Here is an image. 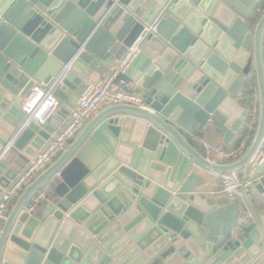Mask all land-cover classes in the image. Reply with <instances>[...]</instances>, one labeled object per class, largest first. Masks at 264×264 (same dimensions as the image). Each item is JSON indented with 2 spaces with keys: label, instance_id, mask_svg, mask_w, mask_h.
Here are the masks:
<instances>
[{
  "label": "water",
  "instance_id": "water-1",
  "mask_svg": "<svg viewBox=\"0 0 264 264\" xmlns=\"http://www.w3.org/2000/svg\"><path fill=\"white\" fill-rule=\"evenodd\" d=\"M218 3L0 0V128L11 136L0 142V203L29 162L18 152L34 158L55 132L52 124L23 128L21 107L31 89L62 79L58 97L67 102L83 81L106 75L159 19L135 79L143 104L101 110L24 189L0 229V264H264V207L258 212L248 202L252 218L239 226L242 204L212 206L195 195L196 175L180 190L169 176L121 166L117 156L94 170L77 157L93 131L115 117L121 145L130 135L145 157L163 161L173 144L206 171L244 172L247 179L264 143V13L253 28L223 4L214 13ZM254 85L259 114L249 145L229 163L211 161L187 133L197 127L201 139L208 131L230 143L247 117L235 99ZM46 187L51 197L30 214ZM255 188L264 197V178Z\"/></svg>",
  "mask_w": 264,
  "mask_h": 264
},
{
  "label": "built area",
  "instance_id": "built-area-1",
  "mask_svg": "<svg viewBox=\"0 0 264 264\" xmlns=\"http://www.w3.org/2000/svg\"><path fill=\"white\" fill-rule=\"evenodd\" d=\"M158 22L159 19H156L152 24L144 27L141 34L133 45L128 48L123 57L109 68L106 77L95 83H88L82 89L75 105L71 108L66 117L63 118L58 116V112L62 106V101L58 97V92L63 81L62 79H53L49 83H37L31 89L25 97L21 107L25 115L23 128L25 129L32 122L40 126L52 124L55 127V132L50 136V139L46 142L42 150L39 151L34 158L29 160L16 180L5 190L3 196L4 202L0 203V229L3 227L8 217L10 206L20 196L24 189L33 182L35 177L46 170L65 151L89 120L96 116L101 110L111 106L143 104L142 98L133 91V84L128 80V74L139 56L143 53L144 43L151 36L157 34ZM41 92L43 96L40 98L39 102L32 107L30 102ZM49 96L55 99V105L45 112L42 119H37L35 113ZM247 103V116H249L250 119L247 123L248 135L246 139L241 145L231 149L206 146V157L211 161L221 164L229 163L245 152L253 137L258 122L259 98L256 85L251 89ZM29 108H31L30 111ZM262 165H264V143L251 167L255 168ZM217 177L222 192L232 204L240 203L243 191L245 193L247 189L258 182V179L243 182L236 174H217ZM51 195V191L41 190L28 207V212L30 214L34 213L51 197ZM251 218V212L242 204L238 225H247Z\"/></svg>",
  "mask_w": 264,
  "mask_h": 264
},
{
  "label": "crops",
  "instance_id": "crops-1",
  "mask_svg": "<svg viewBox=\"0 0 264 264\" xmlns=\"http://www.w3.org/2000/svg\"><path fill=\"white\" fill-rule=\"evenodd\" d=\"M210 2V0H209ZM223 4L227 9V13L236 17L241 18L248 22L253 28L255 27L257 21L255 20L259 11L264 7V0H219L214 13L217 11L218 5ZM224 14L225 17L229 16ZM146 53H142L137 61L135 62L133 68L128 74V80L133 84V91L137 90L135 79L140 75V71L147 61ZM109 72V70H108ZM106 73V75L108 74ZM104 75L100 79L106 77ZM90 83V79L85 80L77 88L74 94L69 98V100L62 101V106L58 112L59 117H66L71 108L75 105L82 89ZM248 88H244L240 91V94L235 99V101L242 106L245 114L248 111ZM118 117V116H117ZM121 117V116H120ZM115 117H112L104 122H102L86 140L83 146L77 153L79 160L90 169H98L102 166L108 159L115 158L116 156L121 166H127V162H131L128 166L132 170L138 169L141 173H152L154 176H161L165 178L169 176V182L172 185H178L180 190L185 187H189V180L192 175H196V180L193 183L195 187L194 193L204 199H206L212 206L217 208H225L230 204L227 196L222 192L220 183L216 173L206 171L199 166H197L182 150H180L175 145L171 144L167 151L163 154V161H156L153 158L144 156V149L141 147H134L131 145L132 136L128 135L127 140L130 142L127 146L121 145V133L119 134L120 124L119 122H114ZM197 127L194 128L190 133H187L189 141L199 149V151L206 156V146L213 147H225V148H235L243 143L245 139H241L243 129L240 133H237L230 143H226L225 134H215L208 133L205 131V136L203 139L198 135ZM11 140V136L8 135L4 130L0 128V142L7 143ZM247 143V142H246ZM248 144V143H247ZM122 146V147H121ZM121 148V150H120ZM18 152V157L25 159L27 162L30 157L22 155ZM24 168H22L21 172ZM20 174V173H19ZM237 177L243 181H253L258 179L252 187L247 189L245 193L242 194L240 203L245 207H248L249 202L252 207L260 212L264 207V197L260 194L255 186L261 183L264 178V165L257 166L255 168H250L247 179H245V173L240 172L236 174ZM43 190H49L53 192L52 187H46ZM46 203V201L44 202ZM40 208L36 210L38 212ZM43 209V208H42ZM251 212V210L249 209Z\"/></svg>",
  "mask_w": 264,
  "mask_h": 264
},
{
  "label": "clouds",
  "instance_id": "clouds-1",
  "mask_svg": "<svg viewBox=\"0 0 264 264\" xmlns=\"http://www.w3.org/2000/svg\"><path fill=\"white\" fill-rule=\"evenodd\" d=\"M43 96V93H38L36 97L30 102L31 106L34 107L36 103L39 102L40 98ZM56 101L52 96H49L48 99L40 106L39 110L35 113L37 119H42L45 112L55 105ZM31 108H29V111Z\"/></svg>",
  "mask_w": 264,
  "mask_h": 264
},
{
  "label": "trees",
  "instance_id": "trees-1",
  "mask_svg": "<svg viewBox=\"0 0 264 264\" xmlns=\"http://www.w3.org/2000/svg\"><path fill=\"white\" fill-rule=\"evenodd\" d=\"M264 13V7H262L261 11H259V13L257 14V17H256V21H258V19L260 18V16ZM249 116H247L245 118V124H244V128H243V132H242V136H241V139H246L247 135H248V128H247V123L249 122Z\"/></svg>",
  "mask_w": 264,
  "mask_h": 264
}]
</instances>
